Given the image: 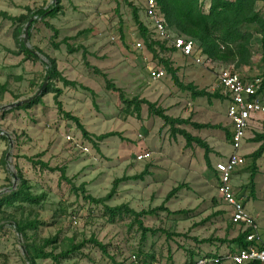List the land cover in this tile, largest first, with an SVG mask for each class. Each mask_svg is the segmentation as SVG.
Wrapping results in <instances>:
<instances>
[{
  "label": "rangeland",
  "instance_id": "1",
  "mask_svg": "<svg viewBox=\"0 0 264 264\" xmlns=\"http://www.w3.org/2000/svg\"><path fill=\"white\" fill-rule=\"evenodd\" d=\"M59 1L61 10L56 17L36 18L26 42L28 24L0 17V199L18 187V171L28 181L31 193L41 197L38 205L0 207V264H28L24 246L39 248L45 240H52L44 251L58 256V264H181L201 254L196 252L193 237L236 238L241 229L231 223L230 210L217 195V181L213 169L207 168L204 151L194 143L188 146L181 135H173L172 127L150 115L146 105L136 112L133 105L123 104L118 93L106 87L109 81L128 100H147L171 118L188 120L189 124L175 128L209 145L213 168L231 152L228 103L212 96L215 74L223 66L215 62L196 65L192 59L167 48L161 50L158 45L154 54L140 38L132 8L125 0ZM201 1L207 11L210 1ZM53 2L0 0V12L11 17L29 16ZM128 2L137 8L140 4L139 0ZM256 10L264 13V0L257 3ZM139 17L151 33L141 9ZM47 23L57 31L55 37ZM248 30L254 34L252 58L248 66L237 71L243 76H262L260 36L255 27ZM64 39L67 43H62ZM137 42L141 48L136 47ZM21 44L34 50L36 58L28 56ZM67 45L77 51L70 53ZM48 59L56 62L62 77L75 82V87H64L58 79L52 81L63 92L58 99L62 109L79 119L92 141L63 117L53 93L44 95L38 105L18 108L20 102H29L42 93L48 81ZM165 60L176 70L181 84H193L210 97L194 98L190 91L180 88L164 67ZM151 68H163L165 76L153 81ZM192 123L211 128L196 129ZM109 133L117 135L101 142L95 139ZM257 134H264V115L250 123L241 151L244 164L234 173L233 186L247 212L256 219L264 241V154L255 162L251 157L260 146L253 141ZM141 154H148V158L139 160ZM55 169H64L70 183ZM144 170L148 174L143 180L120 183L105 206H127L138 213L164 208L155 214L138 220L122 214L112 220L103 205L87 199L106 197L116 179L140 175ZM181 211L184 213L175 214ZM138 221L155 232H143ZM28 222L35 227H27L26 236H21L16 226ZM90 240H97L106 253ZM237 248L229 242L219 245L226 253ZM37 263L57 264L52 259Z\"/></svg>",
  "mask_w": 264,
  "mask_h": 264
},
{
  "label": "trees",
  "instance_id": "2",
  "mask_svg": "<svg viewBox=\"0 0 264 264\" xmlns=\"http://www.w3.org/2000/svg\"><path fill=\"white\" fill-rule=\"evenodd\" d=\"M129 0H125L128 5L132 8L133 11V20L137 26V30L140 38L144 41L147 48L152 51L154 54L156 51L154 50L155 46H159L161 50L168 49L172 52H175L173 49L166 47L164 43H161L157 40L153 39L152 34L149 29L141 22L139 13L140 8L134 6ZM209 6L207 11H204L202 1L201 0H157L159 12L162 15V18L166 22L168 28L178 36L184 37L185 39H192L196 44V49L200 51V54L204 57V62H215L221 63L225 65L234 64L236 70L243 67L248 66L250 64L252 55H251V41L253 38L252 31L248 30L251 26L255 27L256 33L260 36V44H261V61L264 64V13H259L256 10L257 3L262 0H209ZM60 1L55 0L51 6L46 9H40L36 12L30 13V15H22L19 17H11L6 12H0V17L6 20H9L13 23L20 22L27 25L28 38L30 37V30L32 26L36 23V18H55L56 15L60 12L61 7L59 5ZM48 27L54 30V37L57 35V31L50 26L48 23L46 24ZM21 32V28L19 27L17 30V35ZM62 43H67V40L64 39ZM68 46V45H67ZM22 49L27 53L28 56L36 58L35 51L28 49L25 44H21ZM55 48H58V44H54ZM69 47V52L73 53L77 51L72 47ZM39 52V51H38ZM41 53V52H40ZM164 67L167 69V72L172 75L175 83L182 89L188 90L192 93L194 98L197 97H210V95L205 90H198L193 84L184 86L181 84L176 76V70L171 68L169 61L165 60L162 62ZM95 74L102 75L105 78V75L101 74L100 70L96 68H92ZM263 76V86H264V73ZM47 85L42 89V93L37 97L33 98L28 103H25L18 108H29L35 105H38L42 101V97L46 94L53 93L56 104L59 107L60 113L63 117L69 121H73L78 129L82 132L84 138L88 139V141H92L88 132L85 130L83 125L80 123L79 119L72 116L70 113H66L62 109L61 102L58 100L61 94L63 93L60 88H56L53 84L54 79H58L59 82H62L64 87H75V82L69 81L66 78L62 77L58 72L56 67V62L52 59H48V67H47ZM107 89L114 90L118 93L120 101L127 106H134L136 112H139L141 105H146L148 107L150 115H154L160 119H162L166 124L170 125L172 128L173 135H181L185 138L188 146L193 143L200 147L205 154L206 165L209 170L213 169L214 177L216 180L218 179V175L212 165L210 163L209 154L211 153V148L209 145L200 138L193 137L187 131L175 128V125L189 124L188 120L184 119H176L171 118L165 114V111L158 107L156 104L151 103L147 100H139L138 98H133L132 100H128L123 91L116 88L112 83L107 81L106 85ZM213 97L217 99L223 98L218 93L212 94ZM211 96V97H212ZM196 129H205L211 128L210 125L192 123L191 124ZM116 133H109L95 137V139L99 142L111 137L116 136ZM229 144L231 139V132L228 135ZM255 143H259V148L251 155L253 161H257L264 154V134H257L253 140ZM94 144V142H93ZM96 147V145L94 144ZM43 168H46L50 171H54V169L50 168L48 164L41 163ZM58 170V169H55ZM61 172V177L65 179L68 183L70 181L65 178V170H58ZM148 174L147 170H144L140 175H136L133 177H123L120 179H116L113 182V186L111 192L104 198L94 199L91 197H87V199L96 205H103L104 210L111 216L113 220L118 215H133L136 219L142 217L143 215H153L157 211L164 209L162 207L155 208L150 211L143 212H135L134 210L128 208L127 206H117V207H109L105 206V203L109 201L116 193V190L120 183L126 181H137L143 180L144 176ZM16 179L19 181L18 187L16 190H12L10 194L4 196L0 199V207L2 205L11 207L14 206L15 203H19L20 205L28 204V205H38L40 203V198L33 195L30 191V186L28 181L24 178L21 171H18L16 175ZM178 188L172 190L166 200H169L171 196H173ZM184 212H175V214H181ZM137 219V220H138ZM140 229L143 232H149L152 230L146 229L142 226V223L138 221ZM233 224V223H232ZM235 225V224H233ZM236 226V225H235ZM28 228H34L35 223H26V224H18L16 226L17 232L21 236H26L25 231ZM240 228V227H239ZM238 236L230 241L221 238H207L199 240L197 238H192V240L196 244H212V243H220L225 244L226 242L235 244L238 248H245L248 243L246 242V235L249 234L250 230H242ZM155 232V231H152ZM168 236L170 234H167ZM179 236V234H174ZM52 240H45L41 247H36L34 244H30L24 246L25 258L28 264H38L37 261L40 259H52L55 263L58 264V256L50 253H46L44 251L45 246L49 245ZM92 244L96 247L100 248L104 253H106V249L102 246L97 240H90ZM81 245L79 247H83ZM76 247V249H79ZM75 250V249H74ZM73 250V251H74ZM63 253V256L67 255ZM205 256H210V254H206ZM203 257V256H201Z\"/></svg>",
  "mask_w": 264,
  "mask_h": 264
},
{
  "label": "built area",
  "instance_id": "3",
  "mask_svg": "<svg viewBox=\"0 0 264 264\" xmlns=\"http://www.w3.org/2000/svg\"><path fill=\"white\" fill-rule=\"evenodd\" d=\"M138 7L142 10L145 19L151 25L152 36L155 40L164 43L166 47L173 49L185 59H192L194 64L204 63V57L197 51L192 39H185L173 33L167 26L159 12L157 0H139ZM136 47L141 48L140 42ZM208 62V61H207ZM209 64V63H208ZM221 67L215 74V83L212 94L218 93L228 103L227 118L230 121V147L231 152L226 157L214 164L218 175L217 195L229 208L231 223L242 228L249 229L246 235L248 245L245 248H237L233 253L223 255L203 256L184 264H264V241L262 240L256 219L247 212L243 199L236 196L233 186V176L236 170L244 164L241 154L245 144L250 123L256 116L264 115V86L263 76H243L234 65L220 64ZM149 76L153 81H158L165 76L163 68H151ZM68 138V137H67ZM72 138H68V140ZM76 148L87 152V148L74 144ZM148 154L138 156L139 160L147 159Z\"/></svg>",
  "mask_w": 264,
  "mask_h": 264
},
{
  "label": "crops",
  "instance_id": "4",
  "mask_svg": "<svg viewBox=\"0 0 264 264\" xmlns=\"http://www.w3.org/2000/svg\"><path fill=\"white\" fill-rule=\"evenodd\" d=\"M145 18V17H144ZM176 53V52H175ZM226 102V101H224ZM201 239V238H199ZM219 245L218 243H212V244H197L198 247H196V252H199L201 253L199 256L198 255H195L197 257L195 258H198V257H201V256H205L206 254L210 253V255H219V253L223 250H219ZM221 249V248H220ZM228 251V248L226 249ZM223 254L226 253V251L222 252ZM220 254V255H223V254ZM194 260V259H193ZM189 262H192L191 260ZM173 264H180V262H174ZM181 264H184V263H181Z\"/></svg>",
  "mask_w": 264,
  "mask_h": 264
},
{
  "label": "water",
  "instance_id": "5",
  "mask_svg": "<svg viewBox=\"0 0 264 264\" xmlns=\"http://www.w3.org/2000/svg\"><path fill=\"white\" fill-rule=\"evenodd\" d=\"M27 37H28V31H27V29H26V31H25V42H26V39H27ZM46 86V83L42 86V88H44ZM30 101V100H29ZM28 101H25V102H20L19 104H17V106H20V105H22V104H24V103H27Z\"/></svg>",
  "mask_w": 264,
  "mask_h": 264
}]
</instances>
